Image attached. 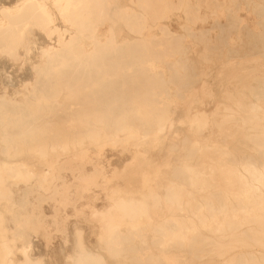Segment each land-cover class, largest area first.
I'll return each instance as SVG.
<instances>
[{
	"label": "bare ground",
	"instance_id": "bare-ground-1",
	"mask_svg": "<svg viewBox=\"0 0 264 264\" xmlns=\"http://www.w3.org/2000/svg\"><path fill=\"white\" fill-rule=\"evenodd\" d=\"M245 3L259 27L241 0H0V264H47L9 228L16 192L49 193L64 158L108 148L167 158L137 188L107 167L83 179L63 264H264V64L222 67L225 92L203 105L209 63L264 54V0ZM221 13L227 34L196 27Z\"/></svg>",
	"mask_w": 264,
	"mask_h": 264
},
{
	"label": "rangeland",
	"instance_id": "rangeland-1",
	"mask_svg": "<svg viewBox=\"0 0 264 264\" xmlns=\"http://www.w3.org/2000/svg\"><path fill=\"white\" fill-rule=\"evenodd\" d=\"M241 2L242 5L239 12L243 18V24L246 23L252 28L259 27L257 24L259 17L251 13L245 0H241ZM213 17L210 16V19L207 18L204 23L199 22L196 24V27L207 28L208 36L214 40L218 34H222L223 32L220 23L228 24L229 17L222 13ZM183 21H185L183 16H173L168 21V24L174 32L184 33V29L181 27L183 26ZM238 34L245 35L246 31L230 32L232 38H238ZM242 42V40L239 41L240 44H243ZM199 45H196L197 47L194 45L196 51L200 48ZM216 59L217 57H214V60ZM250 60L252 61L251 64H244L247 68L255 64L254 61L256 60L264 64V54L249 52L246 56L234 57L231 63L224 65L220 64L218 60L213 61L215 62V64L212 62L214 67H211L212 64L209 63L211 73L205 78V81L210 88L211 95L210 93L208 94V97L203 101V105L207 108L214 107L215 100L218 99L219 95L222 96V91L225 92V86L229 83V76L223 72L222 67L233 66V63H237V66H239L240 62ZM3 74L4 77L8 76V74ZM184 114V109L180 108L176 113L177 120L183 117ZM177 120L175 121V129L177 127L178 129L179 127L181 128ZM240 151L247 154L251 153V149L246 145H240ZM133 155L134 153L131 149L108 148L101 157L93 156L87 161L66 157L61 162L60 172L54 182L53 191L43 193L35 186V181L32 185L28 184L22 190H18L15 195L17 203L11 207L12 211L7 215L9 228L15 237L18 247L27 246L32 257L42 256L47 261V264L51 262L63 264L65 252L71 249V226L75 221L84 220L83 211L78 208L81 197L80 190H82L85 183L83 179L86 178L90 183H93L102 168L107 167L120 173L119 178L123 185L137 188L140 185V176L144 171H153L157 164L165 161L167 158V149L162 148L153 151L147 160H141V162L138 161L136 163H133ZM127 182L129 184H126ZM48 221H51L53 224L51 229L47 228ZM66 241L70 243L67 244ZM177 254L186 258V264H205L211 255L209 254L207 256L208 258L206 257L205 260L200 261L192 254L182 252H177Z\"/></svg>",
	"mask_w": 264,
	"mask_h": 264
}]
</instances>
